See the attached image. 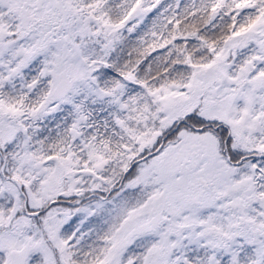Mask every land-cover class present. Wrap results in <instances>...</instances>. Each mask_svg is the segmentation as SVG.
Returning a JSON list of instances; mask_svg holds the SVG:
<instances>
[{
    "label": "snow or ice",
    "instance_id": "1",
    "mask_svg": "<svg viewBox=\"0 0 264 264\" xmlns=\"http://www.w3.org/2000/svg\"><path fill=\"white\" fill-rule=\"evenodd\" d=\"M0 264H264V0H0Z\"/></svg>",
    "mask_w": 264,
    "mask_h": 264
}]
</instances>
